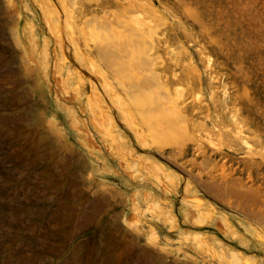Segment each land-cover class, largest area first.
<instances>
[{"label": "rangeland", "instance_id": "obj_1", "mask_svg": "<svg viewBox=\"0 0 264 264\" xmlns=\"http://www.w3.org/2000/svg\"><path fill=\"white\" fill-rule=\"evenodd\" d=\"M0 264H264V0H0Z\"/></svg>", "mask_w": 264, "mask_h": 264}]
</instances>
